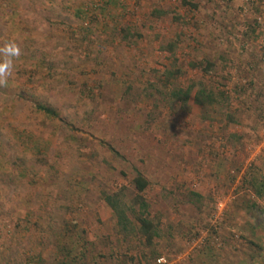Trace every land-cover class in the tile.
Masks as SVG:
<instances>
[{
	"label": "rangeland",
	"instance_id": "rangeland-1",
	"mask_svg": "<svg viewBox=\"0 0 264 264\" xmlns=\"http://www.w3.org/2000/svg\"><path fill=\"white\" fill-rule=\"evenodd\" d=\"M192 2L0 0V47L21 49L0 86V264L42 250L53 264L54 242L73 247L72 264H145L99 197L133 195L136 171L161 224L150 264H264V198L249 180L264 176V0ZM167 68L173 86L227 100L170 102Z\"/></svg>",
	"mask_w": 264,
	"mask_h": 264
},
{
	"label": "trees",
	"instance_id": "trees-1",
	"mask_svg": "<svg viewBox=\"0 0 264 264\" xmlns=\"http://www.w3.org/2000/svg\"><path fill=\"white\" fill-rule=\"evenodd\" d=\"M182 4L189 6L190 8H197V4L193 3L192 0H182ZM156 14H163L164 12L155 11ZM76 14H80L76 11ZM170 50V51H169ZM168 51L173 54L174 45H170ZM195 68H199L202 72L208 73L212 68L210 61H199L193 64ZM176 69L167 68L163 71L162 75L164 78V95L170 102L178 104H187L193 93V101L203 108H210L216 104H221L227 100L226 91L220 88L210 89L204 86L203 82H191L186 87H175L172 85V78L175 77ZM37 110L42 112L49 119H55L58 117L57 112L50 106L45 104H38ZM106 145V143H103ZM114 151L113 149H111ZM255 176L249 177L250 181H253L252 186L257 196L264 198V176L257 170H253ZM3 174V173H2ZM11 174V172H9ZM133 185L134 194L130 195L126 189H119L117 191H100L99 197L105 201V203L113 211L116 223L118 227L119 235L124 240H130L137 238L138 241L142 242L143 251L141 252V258L144 259L145 264H150L151 260H154L160 256V254L153 248L155 239L160 237L161 224L159 220L150 217L149 205L143 195L146 188L149 186V179L141 172L136 171L135 176L131 180ZM188 198L187 201L191 204H196L197 199L200 195L195 191H188L185 193ZM257 204L250 200V206H256ZM40 226V221L36 220L35 225ZM56 244V254L53 258V264H72L74 262L72 256L73 247L68 243ZM146 249L149 255L145 253ZM133 261V257H130ZM43 250L27 255L24 264H39L43 262ZM121 264H127L124 260ZM141 264V259L138 261Z\"/></svg>",
	"mask_w": 264,
	"mask_h": 264
},
{
	"label": "clouds",
	"instance_id": "clouds-1",
	"mask_svg": "<svg viewBox=\"0 0 264 264\" xmlns=\"http://www.w3.org/2000/svg\"><path fill=\"white\" fill-rule=\"evenodd\" d=\"M20 56L21 49L14 41H9L3 47H0V86L8 82Z\"/></svg>",
	"mask_w": 264,
	"mask_h": 264
},
{
	"label": "built area",
	"instance_id": "built-area-1",
	"mask_svg": "<svg viewBox=\"0 0 264 264\" xmlns=\"http://www.w3.org/2000/svg\"><path fill=\"white\" fill-rule=\"evenodd\" d=\"M262 27H263V30H264V22L262 23ZM158 261H160V259Z\"/></svg>",
	"mask_w": 264,
	"mask_h": 264
}]
</instances>
